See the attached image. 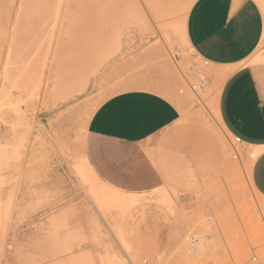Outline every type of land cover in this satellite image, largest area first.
Segmentation results:
<instances>
[{"label":"rangeland","instance_id":"obj_1","mask_svg":"<svg viewBox=\"0 0 264 264\" xmlns=\"http://www.w3.org/2000/svg\"><path fill=\"white\" fill-rule=\"evenodd\" d=\"M51 1L0 0L4 10L0 11V76L8 58L3 49L6 37L51 10ZM194 1L149 0L152 5L148 6L143 0H77L75 7L66 6L60 27L71 23L73 10L87 12L93 6L94 11L104 12L96 25L100 43L117 38L130 45L116 56L108 57L111 59L104 67L88 73L87 90L72 99L73 102L52 106L51 97L60 88L59 79L70 73L57 72L53 65L43 76V82L30 87L29 91L36 95L28 101L29 107L28 104L23 107L29 110L31 122L30 132L23 135L27 145L22 159L13 157L16 148L8 144L9 136H6L7 122L13 119L12 111L0 102V264H28L29 258L42 255L48 258L34 264H53L56 260L51 253L35 243L48 237L53 215L68 210H73L66 217L68 227L60 235L77 234L69 230L78 229L85 241L74 255L81 253L90 260L89 264H104L100 259L105 256L106 264H250L253 256L264 264V197L255 191L250 180L249 151L236 144L234 137L223 135L220 129L213 130L209 115L210 111L223 127L216 101L225 77L209 70L208 65L195 57L187 41L177 40L170 29L163 31L159 27L175 22L184 32V22ZM15 15L18 16L13 20ZM140 33L148 37L142 38ZM148 43L149 50L141 52L147 59L135 62L133 52ZM123 63L126 68L139 71L143 80L160 71L164 86L158 92L167 98L168 92L182 97L178 105L172 101L179 109L180 120L176 132L167 136L165 144L169 150L183 151V155L188 151L196 167L193 188L187 192L195 200H187L181 191L168 190L173 199L171 205L156 208L149 200L152 195L146 196L148 203L141 207L144 219L130 236L116 228L117 222H103L99 218L86 195L87 190L81 188L71 171L73 160L84 152L85 133L92 114L124 85ZM11 94L12 100L18 101L21 97L17 91ZM20 138L12 136V144L16 145ZM76 145L80 148L76 149ZM10 170L16 184L12 196L7 189L9 185L3 184L10 183ZM19 186L32 195L34 206L28 216L20 215L16 199ZM43 189L47 201L43 199ZM124 235L129 240L128 247H121L117 242Z\"/></svg>","mask_w":264,"mask_h":264},{"label":"crops","instance_id":"obj_2","mask_svg":"<svg viewBox=\"0 0 264 264\" xmlns=\"http://www.w3.org/2000/svg\"><path fill=\"white\" fill-rule=\"evenodd\" d=\"M185 22V39L194 56L208 65L209 70L225 77L216 101L219 119L227 132L239 139L240 145L245 146L251 155H257L251 164L250 180L255 191L264 197V63H251L253 55L264 43L262 11L255 0H195ZM149 47L150 43L133 52L135 62L147 59L141 52L149 50ZM263 47L264 44L261 55L264 54ZM126 66L123 63L121 69L124 85L134 86L141 81L142 85L147 82L149 88L119 92L99 105L85 133L87 165L97 182H102L104 187H109L107 189L144 198L152 195L154 197L149 200H153L156 208L170 206L173 199L168 190L181 191L187 200L193 202L195 198L187 193L193 188L196 172L193 155L188 151L183 155V151L169 150L165 144L167 136L176 132L180 113L175 102L158 93L159 86H164V77L160 71H155L143 80L139 71ZM257 149L260 150L259 155L256 154L259 152ZM9 173L10 183L3 184L9 185L7 189L12 196L16 184L12 171ZM162 191L169 200V206L162 205L163 197L158 196ZM45 194L43 189L44 200ZM145 200L137 207L138 212L137 209L132 212L133 219L126 220L124 224L112 213L114 217L110 219L118 223L116 228L122 227L130 236L144 219L140 208L146 205L148 200ZM92 206L94 208L93 203ZM72 211L53 216L66 221ZM69 231L80 236L76 228Z\"/></svg>","mask_w":264,"mask_h":264},{"label":"bare ground","instance_id":"obj_3","mask_svg":"<svg viewBox=\"0 0 264 264\" xmlns=\"http://www.w3.org/2000/svg\"><path fill=\"white\" fill-rule=\"evenodd\" d=\"M143 1L146 5L148 4V6L152 5L149 2V0H143ZM255 1L259 5L262 11V14H263V18H264V0H255ZM51 2L53 4L51 5L52 6L51 10L45 11L44 13L42 11L43 15L40 14L41 13L40 11H38V14L41 15L40 18L38 15V18L36 17V19L38 20L33 21L31 24L21 25L20 27L16 28L15 31L18 33L12 31L6 37L7 39H5L6 42H5V45L3 46V49L5 48L4 50L6 51V53H8V58L6 57L7 61L5 62V64L3 65L1 69L2 74L0 76V102L2 106L7 107L8 109L12 111L13 119L7 122L6 136H9L8 144L11 145L13 149L16 148V153L13 154V157L14 158L16 157V160H19L20 158L22 159L23 156L25 155V149H26L27 143L25 141L26 137H24L23 135L30 132V122H31L30 115L31 114L28 109L24 108L25 110H23V107L27 106L28 101L31 99V97L36 95L34 92L29 91L30 87H32L33 84H37V82L38 83L43 82L44 80L43 76H45L47 72L50 71V68H52V65L54 68H56L57 72L70 71L68 75H65L64 77L62 76V78L59 79L60 88L57 89V91L53 93L51 97L52 106H58L60 104L67 103L71 101L72 99L79 97L80 95L85 93L89 85V82H90V78H87V76L89 75L88 73L91 74L92 71L94 72L95 69L98 68L99 66L104 67L111 59V58L108 59V57L116 56L118 53H121L125 50L126 45H130L128 44V41H126L124 44V42L121 39H117V38L114 40L112 39L108 40L106 44L102 42L100 43V40L96 33V25L99 23V21L103 19V13H104L103 10L99 12L94 11L92 8L93 6H91L90 10L87 12L80 11L81 12L80 13L79 11L73 10V14H70V16H72L71 23L68 26L60 27L59 23L63 19L66 6L73 5L75 7L77 0H52ZM4 9L6 10L7 8L4 7ZM0 11L4 12V10H2L1 5H0ZM78 13L80 16L77 15ZM17 16L18 15H15L12 19L15 20ZM159 27L161 28V30L163 29L165 30V28L170 29L176 36L177 40H182L186 43L184 32L182 31L179 23L168 22L165 24V26L163 27L159 26ZM119 30L121 31V29ZM15 33H16V36H14ZM139 35L142 38L146 36V35H142L141 33ZM130 38L131 37H129V39ZM263 44L264 43L260 45L256 54L253 55L251 63L252 62L253 63H264V54L261 55L262 54L261 49H262ZM182 78L185 81L184 76ZM144 85L141 84V81L140 83H138V85H134V86L133 85L127 86V85L121 84L119 88L117 89L115 88L117 90V91L115 90V92L116 93L123 92L131 88H144V87H146L148 90L149 87L146 86L148 85L147 82ZM188 85H190V83H188L187 86ZM97 87L100 88L101 86L99 85ZM102 88H103V85H102ZM191 89L193 90L192 87ZM165 90L167 91L166 88L164 89V91ZM13 91L20 92L21 97L18 101L12 100L11 98V95H12L11 93ZM102 91H104V88ZM166 96H168V98L175 103H178L182 99V97L180 96L175 97L173 92H168ZM29 106L30 105L28 104V107ZM209 115H210V119H212L211 121H213V124H212L214 127V128L212 127L213 130L217 128V129H220L223 135L231 136L220 125L219 121H217L216 117L213 116V114H211L210 111H209ZM33 118H34V115H33ZM208 126L210 125L208 124ZM42 131L44 130L42 129ZM12 136H21L22 138L18 139L17 144L15 145V144H12L11 142ZM75 148L77 149L80 147L76 145ZM78 151L79 150H77V152ZM258 151L259 152L258 153L256 152V154L259 155L260 150ZM255 156L257 155L255 154L251 155L249 151L248 157L249 159H251L252 162ZM71 159L73 160L74 157ZM75 159L73 160V163L71 165L72 171L75 177L78 179L79 183L81 184L80 185L81 188L84 187L85 190H87L86 195H88V197L90 198V200L92 201L94 205V208H96V212L97 211L99 212L103 220L105 221L107 219L111 220L110 218L114 217V216H111L112 213L116 214V216L120 220V223H123L128 219H133L132 212L136 210L138 206H140L141 202L145 203L146 198L140 195L138 196L135 194L132 195V193L128 194V193H123V192L120 193L117 191H111V188L107 189L109 187L107 188L104 187L102 182L99 181L100 183H102V185H100L99 182H97V178L94 176L93 172L91 171V169H89V166L87 165V160L84 156V152L80 156V158L78 157V159L77 158ZM18 188H19V192H17L18 193L17 200L20 206V211H21L20 215L28 216V214L30 215V211L31 210L33 211V206H34L32 203V195L29 194L27 191H25L26 189L23 191L20 188V186ZM158 196L163 197L162 205L167 204V206H169L168 205L169 200L166 199L167 196L165 192L162 191L160 194H158ZM142 197H143V201L141 200ZM151 197H154V196H151ZM137 212H138V209H137ZM139 214H142V213H139ZM136 221H137V218H136ZM138 224L139 223H137V226ZM49 227H50V233L48 237L46 239L40 240L39 242L35 244L41 247V249L46 248L51 253V256L56 260L53 264H63L65 261H68L70 264H89L90 263V260H88V258L86 257H83L81 253L74 255L75 250L81 245L82 242L85 241V239H82L80 236H78L77 234H73V233L64 232L65 233L64 235L63 234L60 235V233L67 228V223L64 219L59 218L58 216L53 217L49 221ZM119 228L121 229L122 227H119ZM117 242L119 246L121 247L130 246L129 240L128 238H126L125 235L120 236ZM51 256L49 258H51ZM61 257H63L64 259L59 260ZM46 258H48L46 255H42L37 258L31 257L29 258V261H27V263L34 264L35 262L43 261ZM100 262L104 264L108 263L107 257L105 256L101 258Z\"/></svg>","mask_w":264,"mask_h":264},{"label":"built area","instance_id":"obj_4","mask_svg":"<svg viewBox=\"0 0 264 264\" xmlns=\"http://www.w3.org/2000/svg\"><path fill=\"white\" fill-rule=\"evenodd\" d=\"M179 93L181 94L182 92L180 91ZM235 143H236V144H240L239 139L235 138ZM235 154H236V155H234V157H233L234 159H236V158L238 157L237 152H235ZM250 264H261V263L257 260L256 257L253 256V257L250 259Z\"/></svg>","mask_w":264,"mask_h":264},{"label":"snow or ice","instance_id":"obj_5","mask_svg":"<svg viewBox=\"0 0 264 264\" xmlns=\"http://www.w3.org/2000/svg\"><path fill=\"white\" fill-rule=\"evenodd\" d=\"M262 174H264V170H262Z\"/></svg>","mask_w":264,"mask_h":264}]
</instances>
